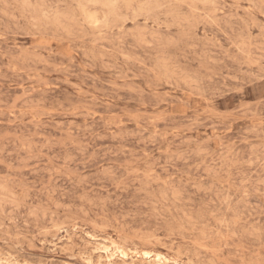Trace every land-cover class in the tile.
Masks as SVG:
<instances>
[{
  "label": "rangeland",
  "instance_id": "rangeland-1",
  "mask_svg": "<svg viewBox=\"0 0 264 264\" xmlns=\"http://www.w3.org/2000/svg\"><path fill=\"white\" fill-rule=\"evenodd\" d=\"M143 251L264 264V0H0V264Z\"/></svg>",
  "mask_w": 264,
  "mask_h": 264
},
{
  "label": "bare ground",
  "instance_id": "bare-ground-1",
  "mask_svg": "<svg viewBox=\"0 0 264 264\" xmlns=\"http://www.w3.org/2000/svg\"><path fill=\"white\" fill-rule=\"evenodd\" d=\"M197 2V1H196ZM91 4V3H90ZM111 4V3H110ZM201 4V3H200ZM93 5V4H92ZM104 5V4H103ZM127 4H125V6H126ZM127 7V6H126ZM83 13V12H82ZM101 14V13H100ZM102 16V15H101ZM103 19V18H102ZM160 23V22H159ZM94 24V23H93ZM189 80V79H188ZM209 188V187H208ZM222 188V187H221ZM171 194V193H170ZM214 199H215V197H214ZM170 234V233H169ZM134 235V234H133ZM96 236V235H95ZM92 238V237H91ZM96 238V237H95ZM99 240V239H98ZM101 240V239H100ZM105 240V239H104ZM91 241V240H90ZM94 241V240H93ZM101 241H103V240H101ZM106 241V240H105ZM104 241V242H105ZM103 242V243H104ZM107 242V241H106ZM92 243V242H91ZM114 243V242H113ZM106 244V243H105ZM107 244H109V243H107ZM106 244V245H107ZM111 244V243H110ZM96 245H97V243H96ZM114 246V245H113ZM96 247V246H95ZM112 247V246H111ZM135 247V246H134ZM133 247V248H134ZM113 248V247H112ZM115 248V247H114ZM96 249H97V247H96ZM99 250H101V252L102 253H104V252H110V251H108L107 250V248L104 246V247H100L99 246V248H98ZM161 249V248H160ZM163 249V248H162ZM94 250V249H93ZM136 250V249H135ZM163 250H165V249H163ZM95 252H97L96 250H95ZM115 252V251H114ZM134 252V251H133ZM119 253V252H118ZM130 253V252H129ZM132 253V252H131ZM135 253H136V251H135ZM138 253H139V251H138ZM141 253V256L142 257H144V258H148L147 260H148V263L147 264H160V262H161V260H162V256L160 255V254H155V255H150V253H147V252H144L143 251V253L142 252H140ZM158 253V252H157ZM175 253H176V251H175ZM86 254V253H85ZM105 254V253H104ZM120 254V253H119ZM127 254V253H126ZM137 254V253H136ZM153 254V253H152ZM165 254V253H164ZM177 254V253H176ZM116 255H117V253H116ZM98 256V255H97ZM114 256V255H113ZM127 256V255H126ZM109 257V256H108ZM116 257V256H115ZM123 258H126L125 257V255H123L122 256ZM128 257V256H127ZM132 257V256H131ZM140 257V256H139ZM141 257V258H142ZM167 257V256H166ZM98 258H100V257H98ZM106 258V257H105ZM133 258H134V256H133ZM110 259V258H109ZM140 259V258H139ZM175 259V258H174ZM88 260V259H87ZM125 260V259H124ZM145 260V259H144ZM163 260H164V258H163ZM136 261V260H135ZM143 261V260H142ZM160 261V262H159ZM165 261V260H164ZM164 261H162V262H164ZM167 261V260H166ZM88 262V264H89V261H87ZM175 262V261H174ZM96 263H98L99 264V262H96ZM125 264H129V263H126V262H124ZM139 263V262H138ZM168 263V262H167ZM190 263V262H189ZM109 264V263H108ZM113 264V263H112ZM114 264H115V262H114ZM132 264V263H131ZM162 264V263H161ZM166 264V263H165Z\"/></svg>",
  "mask_w": 264,
  "mask_h": 264
}]
</instances>
